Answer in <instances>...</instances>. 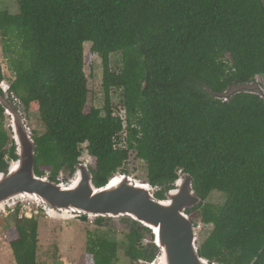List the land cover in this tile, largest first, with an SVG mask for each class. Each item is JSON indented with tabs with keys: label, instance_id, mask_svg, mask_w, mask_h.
<instances>
[{
	"label": "trees",
	"instance_id": "1",
	"mask_svg": "<svg viewBox=\"0 0 264 264\" xmlns=\"http://www.w3.org/2000/svg\"><path fill=\"white\" fill-rule=\"evenodd\" d=\"M18 5V13L0 11V35L15 75L9 99H19L28 113L38 111L44 127L33 131L36 173L49 172L58 181L62 171L75 172L87 151L95 160L94 183L101 187L127 172L133 152L145 162L159 199L180 174L189 173L202 202L187 213L212 225L200 255L214 264H264V99L252 93L228 100L216 96L264 77V0H19ZM85 43H91V67L94 54L102 58L106 97L103 108L89 111ZM113 54H121L118 69L111 64ZM114 89L121 92L125 119L115 114ZM4 112L0 103L1 118ZM1 122L0 172L17 158ZM215 191L225 195L222 204L207 201ZM123 221L130 224L129 263L153 262L160 250L143 242L151 231ZM0 223L16 264H39L37 219L17 215ZM88 235L86 264H116L119 243L103 232Z\"/></svg>",
	"mask_w": 264,
	"mask_h": 264
},
{
	"label": "water",
	"instance_id": "2",
	"mask_svg": "<svg viewBox=\"0 0 264 264\" xmlns=\"http://www.w3.org/2000/svg\"><path fill=\"white\" fill-rule=\"evenodd\" d=\"M0 90V103L10 116L9 127L17 155L0 172V214L7 207L31 202L52 216L76 215L116 221L128 218L148 228L152 243L160 250L149 264H214L200 255L197 226L187 213L202 202L193 187L191 174H180L174 188L163 199L156 197V186L149 180L138 181L127 172L116 173L104 186L98 187L87 162L75 166L68 182L39 176L35 171L33 132L22 113L7 103L10 86L4 80H0ZM238 93H252L264 99V86L256 78L249 83L232 85L216 96L228 100Z\"/></svg>",
	"mask_w": 264,
	"mask_h": 264
},
{
	"label": "rangeland",
	"instance_id": "3",
	"mask_svg": "<svg viewBox=\"0 0 264 264\" xmlns=\"http://www.w3.org/2000/svg\"><path fill=\"white\" fill-rule=\"evenodd\" d=\"M19 0H0V11L7 10L11 13L19 12ZM4 40L0 35V64L2 74L4 76V84L10 86L15 75L9 69V62L5 56L7 49L4 46ZM90 49L91 43H85V72L88 76V103L86 111H89L91 107L103 108L106 102L105 92L102 87L103 83V62L102 58L98 54L93 55L94 65L90 66ZM111 64L114 69H118L121 66V54H113L111 56ZM259 82L264 86V77H257ZM4 95V93H3ZM12 96V94H11ZM18 101H11L7 99V103L12 108L21 112L25 117V123L32 130L42 131L44 129L39 117L38 111H31L28 113L24 106V103L16 98ZM112 103L115 110V114L120 115L125 119V111L121 106V92L114 89L112 92ZM2 121V122H1ZM0 122L4 125V128L10 135V141L12 140V133L9 127L10 116L7 115L6 109L4 112V118L0 117ZM10 142V143H11ZM11 144H8L6 149L8 150ZM86 145L83 146L85 148ZM81 162H87L89 166L94 165V158L88 155L87 151H84ZM125 169L134 179L142 182L148 181L147 168L145 162L138 160L136 153H131L130 158L125 165ZM118 173H123L122 170ZM46 177L49 176V172H46ZM73 177L68 171H62L59 174L58 181L68 182ZM49 178V177H48ZM208 202L213 204H222L225 201V195L221 192H212L207 199ZM26 206V207H24ZM19 207V210H17ZM21 207L24 208L25 213L29 215L31 210L39 209V214L34 217L39 222V242H38V263L39 264H86L87 259V241L88 234L90 232H103L107 234L110 239L116 240L119 243L118 260L116 264H130L128 257L125 255L126 249V233L130 229V224L125 223L122 220L116 221L108 219L107 222L102 225L95 223V220L87 219L83 220L80 216L67 215V216H52L46 213L43 207L31 202H21L19 205L13 207H7L5 211L0 214L1 220H13L18 215L19 217H29L21 213ZM190 217L198 222L197 233L198 241L201 243L206 236L209 235L212 229V225H205L200 220L190 214ZM153 241L152 233H148L143 240L144 244L151 243ZM0 264H16L13 251L11 249L8 236L0 223Z\"/></svg>",
	"mask_w": 264,
	"mask_h": 264
},
{
	"label": "built area",
	"instance_id": "4",
	"mask_svg": "<svg viewBox=\"0 0 264 264\" xmlns=\"http://www.w3.org/2000/svg\"><path fill=\"white\" fill-rule=\"evenodd\" d=\"M24 207H26V206H24ZM21 213H22V214H25L26 216L31 217V216H34V215H38V214H39V209L31 210V211H30V214H31V215H29L28 212L25 213L24 208L21 207Z\"/></svg>",
	"mask_w": 264,
	"mask_h": 264
}]
</instances>
